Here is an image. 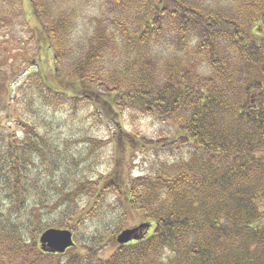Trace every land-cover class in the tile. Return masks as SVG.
<instances>
[{
  "label": "trees",
  "instance_id": "16d2710c",
  "mask_svg": "<svg viewBox=\"0 0 264 264\" xmlns=\"http://www.w3.org/2000/svg\"><path fill=\"white\" fill-rule=\"evenodd\" d=\"M83 1L103 11L81 38L69 4L0 0V264H264V0ZM86 223L83 253L40 249L41 231Z\"/></svg>",
  "mask_w": 264,
  "mask_h": 264
},
{
  "label": "rangeland",
  "instance_id": "374dc122",
  "mask_svg": "<svg viewBox=\"0 0 264 264\" xmlns=\"http://www.w3.org/2000/svg\"><path fill=\"white\" fill-rule=\"evenodd\" d=\"M204 2L206 5L212 7L215 10L227 9L229 7V1H227V0H205ZM60 3L62 6L69 4L68 2H63V0H60ZM69 7L72 8L75 12L76 29H77V33L81 36V38H83L86 34L88 35V34L92 33L94 26L100 22L101 13L103 11V8L100 7V3L98 1H94L92 3H85L83 0H72L71 3L69 4ZM24 10L25 11L27 10L26 2H25ZM157 53L159 55L161 54V55L165 56L162 59H160V61L161 60H163L165 62H171L172 61V58H173L172 52H168V51H166V49H161V50L159 49V50H157ZM44 115H48V121L53 122L52 119H54V118L60 119V116L64 117V112H63V110H59L57 112H54L52 109H49V112L48 113L44 112ZM81 116L82 115H80V113L77 114L75 117L76 121ZM62 117H61V119H62ZM32 121H33V119H32ZM61 121H63V120H61ZM121 121L123 122L124 128L126 130H132L134 127H137L139 130L143 131L147 136H151V137L154 136L155 134H157V132H159L160 129H164L165 131H167V129H169L168 124H166L165 122H162L160 119H158L157 117H154V116H144V117H141L139 119H132V117L129 118V115L123 114ZM88 125H91V124L87 121L85 122L84 125H82V127H84L83 131H85L87 129L89 134L94 135L93 137L105 139L110 134H112L111 132L113 130V127L110 123L109 124L104 123V124H98V125L94 124L92 126H88ZM11 127H12V129H15L16 123L11 122ZM71 127H72V131L75 132V129L73 128V126H71ZM67 129H68V124H67V122L63 121V124L60 125L59 129L55 128L53 130L56 131V133H60V135L63 137L64 134L67 133ZM17 133H18L17 135H19V134L23 133V131H20L17 129ZM73 141L76 142L75 140L72 139L71 142H73ZM125 161H126L125 172L128 174L131 172L132 175H136L137 171L140 169L139 159L132 160V162L130 164L128 161V158L126 156ZM97 168H99L100 171L104 172L108 167H106L104 165V166L97 167ZM79 203H80V206H82V208L83 207L86 208V206H85L86 203L83 200H81ZM110 219H112V218H110ZM131 221L132 222L129 226L138 224L137 223L138 221H136V219H131ZM93 230L94 229L92 228V226L90 224L86 223L83 227L79 228V230L76 231V236L74 234V239H75L76 245H75V247L74 246L71 247V249H69V251H67V253L63 257H59V259L61 260L62 263L66 262V259L69 257V255L71 253H75V252L83 253L84 252V249H83L84 244L86 245L88 243V240L90 239V237L93 236L92 235ZM118 233H116V234H118ZM38 236H37V238H38ZM114 248H115V246H114L113 241H111V240L106 241L105 245L100 249L101 251H99L98 253L102 257H107L108 255H110L112 253Z\"/></svg>",
  "mask_w": 264,
  "mask_h": 264
},
{
  "label": "water",
  "instance_id": "95a60500",
  "mask_svg": "<svg viewBox=\"0 0 264 264\" xmlns=\"http://www.w3.org/2000/svg\"><path fill=\"white\" fill-rule=\"evenodd\" d=\"M145 225L140 224L134 228H126L118 233L116 241L120 244L131 239H138L142 236L141 229ZM41 249L47 252L63 253L66 248L73 246L72 232L68 229L48 228L38 238Z\"/></svg>",
  "mask_w": 264,
  "mask_h": 264
}]
</instances>
